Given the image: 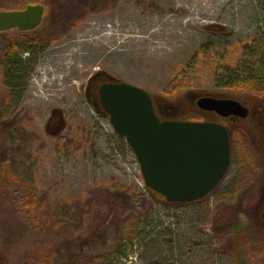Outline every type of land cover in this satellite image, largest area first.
Wrapping results in <instances>:
<instances>
[{"label": "rangeland", "instance_id": "374dc122", "mask_svg": "<svg viewBox=\"0 0 264 264\" xmlns=\"http://www.w3.org/2000/svg\"><path fill=\"white\" fill-rule=\"evenodd\" d=\"M25 3H42L46 16L40 31L0 32V264H27L43 243L54 248L52 264H237L234 247L245 264H264V201L249 196L264 190V134L254 121L231 128L226 183L168 204L151 198L131 148L83 90L100 69L177 102L181 119H206L190 108L189 89L224 91L264 109V95L219 86L205 60L191 56L206 42L264 37V0H0L11 9ZM31 37L44 45L20 53L25 73L13 89L2 70L6 46ZM22 193L32 195L35 217L20 214ZM144 199L160 222L156 232L144 228L121 255L75 256L97 212L142 214Z\"/></svg>", "mask_w": 264, "mask_h": 264}, {"label": "water", "instance_id": "95a60500", "mask_svg": "<svg viewBox=\"0 0 264 264\" xmlns=\"http://www.w3.org/2000/svg\"><path fill=\"white\" fill-rule=\"evenodd\" d=\"M45 8L35 3L21 9H0V32L34 29L42 24ZM105 73L108 78L97 92L99 104L93 106L108 117L115 133L131 148L145 186L167 202H190L207 195L230 162L225 124L178 118L181 108L177 102L157 101L143 87ZM188 93L190 108L199 113L212 111L221 117L245 119L252 111L239 97L224 91L189 89Z\"/></svg>", "mask_w": 264, "mask_h": 264}, {"label": "trees", "instance_id": "16d2710c", "mask_svg": "<svg viewBox=\"0 0 264 264\" xmlns=\"http://www.w3.org/2000/svg\"><path fill=\"white\" fill-rule=\"evenodd\" d=\"M0 8L11 9V7L0 6ZM46 20H48L46 18ZM43 46L38 37H31L22 42H11L5 49V61L3 64L4 77L12 79L10 86H18L16 82L25 73V59L20 57V53L31 51L34 53L35 48ZM19 49V50H18ZM18 50V51H17ZM19 54V55H18ZM192 58L205 60L206 70L209 71L213 81L219 86L243 93L250 92L256 95H264V37L253 35L247 39L235 41L233 43H211L206 42L196 48L191 54ZM190 56V57H191ZM151 198L155 199L153 192L148 190ZM125 200V198H120ZM134 198L130 199L132 208L135 207ZM21 202V215L26 210L32 212L31 217H35L32 195L22 193L17 197ZM151 201H142L145 211L142 214H136L134 209L125 218H118L115 215H104L97 212L94 222L84 233V242L81 241L74 248L75 256L86 258L90 251H103L104 254H122V249L126 246L132 248V242L135 237L143 233L144 228L149 231H157L160 222L157 221L156 214L153 213ZM168 204H177L181 202H167ZM26 214V213H25ZM157 221V222H156ZM95 225V226H94ZM237 226V224H236ZM140 227H143L139 230ZM93 243H95L93 245ZM145 246V244H144ZM71 248V246H68ZM151 247H153L151 245ZM148 248V245H147ZM235 252V262L245 264L244 258L240 254L238 247L233 248ZM55 251L49 243L38 245L37 249L32 251L28 257L27 264H52L54 261ZM234 256V255H233ZM72 257H69L71 260ZM148 264H161L157 261Z\"/></svg>", "mask_w": 264, "mask_h": 264}, {"label": "flooded vegetation", "instance_id": "af4514ba", "mask_svg": "<svg viewBox=\"0 0 264 264\" xmlns=\"http://www.w3.org/2000/svg\"><path fill=\"white\" fill-rule=\"evenodd\" d=\"M27 4H30V3H25V5L23 7H21V8H24ZM32 4H34V3H32ZM21 8H16V9H21ZM47 12H49V11H47ZM41 25L42 24L38 25L37 27H35L34 29H31V30L22 31V30H18L16 28H13V30H16L18 33H24V32H28V31H32V30H33V32L34 31L36 32L38 30L39 31L41 30V29H39V28H41L40 27ZM6 31H8V30H6ZM2 32H5V31H2ZM23 53L27 54V53H29V50L28 51H24ZM106 78H108L107 74L105 73V71H102L100 69L95 70L93 73H91L88 76V78L86 80V83H85V85L83 87V90H84V96H85L87 102L89 104H91L92 106L95 105V104H99L98 93H97L98 92V87H99V85L101 83L106 81ZM255 105H257V103ZM248 107L251 108L252 111H250V114H249L250 119H248L249 117L245 118V119L254 121L258 125V131L260 129V131L258 133H260V134L263 133L264 134V109H259L257 106L251 107L250 105ZM93 108H94V106H93ZM94 109L97 111L96 108H94ZM97 112H99V111H97ZM205 114H206V119H204V120H216V121H220L223 124H225V126L227 127L228 132H229L230 143H231L230 162H229V165L227 167V170L225 171V173H224L223 177L221 178V180L219 181V183L207 194V195H209V194L215 192L219 188V186L221 184L226 183L227 182L226 179L231 174L232 164L234 163L233 162L232 135H231L232 130H231V128H234V129L236 128L237 129L239 126H245L243 124V121H242V120H245V119L244 118H240V117H234V116L233 117H231V116L221 117V116L217 115L216 113H214L212 111H210V112L209 111H205ZM56 116H57L56 111H54V113L52 114L50 120L55 119ZM161 117L162 118H168L167 116H161ZM200 120H203V119H200ZM257 141H258V145H259L258 148H260V147L262 148V146L260 144V140H257ZM262 145L264 146V143H262ZM231 178H234V176L231 177ZM247 192H245V194H247ZM207 195H205V196H207ZM243 196H244V194H243ZM249 196H252L253 198L254 197H259V198L262 199V201H264V190H262L261 192L260 191L259 192H250ZM262 216H264V212H262Z\"/></svg>", "mask_w": 264, "mask_h": 264}, {"label": "bare ground", "instance_id": "6f19581e", "mask_svg": "<svg viewBox=\"0 0 264 264\" xmlns=\"http://www.w3.org/2000/svg\"><path fill=\"white\" fill-rule=\"evenodd\" d=\"M156 47H158V45H155V47L151 46V48L155 49Z\"/></svg>", "mask_w": 264, "mask_h": 264}]
</instances>
